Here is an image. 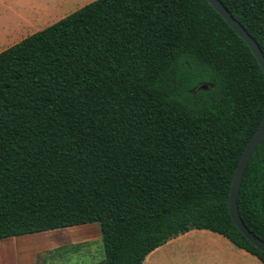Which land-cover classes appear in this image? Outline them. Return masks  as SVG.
Masks as SVG:
<instances>
[{
    "label": "trees",
    "instance_id": "1",
    "mask_svg": "<svg viewBox=\"0 0 264 264\" xmlns=\"http://www.w3.org/2000/svg\"><path fill=\"white\" fill-rule=\"evenodd\" d=\"M220 1L264 55V0ZM263 114L264 73L207 0H94L0 51V239L97 222V264H142L206 229L264 264L228 208ZM237 209L264 241V135Z\"/></svg>",
    "mask_w": 264,
    "mask_h": 264
},
{
    "label": "rangeland",
    "instance_id": "2",
    "mask_svg": "<svg viewBox=\"0 0 264 264\" xmlns=\"http://www.w3.org/2000/svg\"><path fill=\"white\" fill-rule=\"evenodd\" d=\"M94 0H0V51ZM97 222L0 239V264H97Z\"/></svg>",
    "mask_w": 264,
    "mask_h": 264
},
{
    "label": "crops",
    "instance_id": "3",
    "mask_svg": "<svg viewBox=\"0 0 264 264\" xmlns=\"http://www.w3.org/2000/svg\"><path fill=\"white\" fill-rule=\"evenodd\" d=\"M142 264H262L220 234L191 229L151 251Z\"/></svg>",
    "mask_w": 264,
    "mask_h": 264
},
{
    "label": "water",
    "instance_id": "4",
    "mask_svg": "<svg viewBox=\"0 0 264 264\" xmlns=\"http://www.w3.org/2000/svg\"><path fill=\"white\" fill-rule=\"evenodd\" d=\"M207 1L221 15V17L228 23V25L237 33V35L240 36L244 40V42L248 45V47L255 56L257 62L259 63L264 73V55L257 42L253 39V37H251L247 33L245 28L231 15V13L227 10V8L223 5V3L220 0H207ZM202 87L205 88V86ZM263 135H264V114L258 127L253 132L251 137L248 139L241 152V155L239 157L238 163L235 167L232 176L230 190H229V197H228L229 213L234 222V225L250 243H252L255 247L260 249L262 252H264V241L259 237H257L255 234H253L245 226V224L242 222L238 214L237 196L239 193L240 182L245 166Z\"/></svg>",
    "mask_w": 264,
    "mask_h": 264
}]
</instances>
